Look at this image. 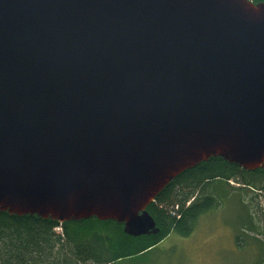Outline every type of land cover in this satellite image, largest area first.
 Returning <instances> with one entry per match:
<instances>
[{
  "label": "water",
  "instance_id": "obj_1",
  "mask_svg": "<svg viewBox=\"0 0 264 264\" xmlns=\"http://www.w3.org/2000/svg\"><path fill=\"white\" fill-rule=\"evenodd\" d=\"M212 157L264 168V2L0 0V211L156 235Z\"/></svg>",
  "mask_w": 264,
  "mask_h": 264
},
{
  "label": "trees",
  "instance_id": "obj_2",
  "mask_svg": "<svg viewBox=\"0 0 264 264\" xmlns=\"http://www.w3.org/2000/svg\"><path fill=\"white\" fill-rule=\"evenodd\" d=\"M226 186L241 197L248 190L254 193L245 197L253 205L255 201L251 231L264 242V168L247 170L212 157L175 177L147 207L161 227L156 235L129 236L121 224L97 218L61 224L0 211V264H124L171 233L190 235L199 216L219 205V191L224 187L229 192ZM255 264H264V254Z\"/></svg>",
  "mask_w": 264,
  "mask_h": 264
},
{
  "label": "rangeland",
  "instance_id": "obj_3",
  "mask_svg": "<svg viewBox=\"0 0 264 264\" xmlns=\"http://www.w3.org/2000/svg\"><path fill=\"white\" fill-rule=\"evenodd\" d=\"M226 187L229 192L224 187L219 191V205L199 216L190 235L171 233L145 255L124 264H255L264 254V242L251 231L255 201L253 205L245 197L251 199L254 193H241L244 201L240 192Z\"/></svg>",
  "mask_w": 264,
  "mask_h": 264
}]
</instances>
